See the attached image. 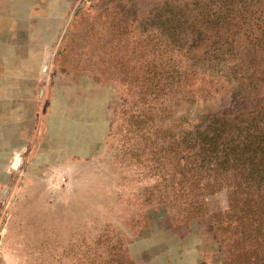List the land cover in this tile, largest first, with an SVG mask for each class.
Masks as SVG:
<instances>
[{"label": "rangeland", "instance_id": "obj_1", "mask_svg": "<svg viewBox=\"0 0 264 264\" xmlns=\"http://www.w3.org/2000/svg\"><path fill=\"white\" fill-rule=\"evenodd\" d=\"M212 134L264 141V0H0V264H226Z\"/></svg>", "mask_w": 264, "mask_h": 264}, {"label": "trees", "instance_id": "obj_2", "mask_svg": "<svg viewBox=\"0 0 264 264\" xmlns=\"http://www.w3.org/2000/svg\"><path fill=\"white\" fill-rule=\"evenodd\" d=\"M212 136L203 138L207 147L194 152V159L209 164L215 181H226L204 185L212 192L224 186L228 191L227 212L211 216L216 230L228 234L226 264H264V141L225 144L220 134ZM196 207L202 213L203 203Z\"/></svg>", "mask_w": 264, "mask_h": 264}]
</instances>
